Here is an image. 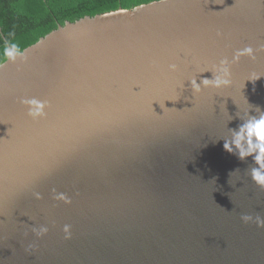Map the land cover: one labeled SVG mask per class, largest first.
Here are the masks:
<instances>
[{"label": "water", "instance_id": "obj_1", "mask_svg": "<svg viewBox=\"0 0 264 264\" xmlns=\"http://www.w3.org/2000/svg\"><path fill=\"white\" fill-rule=\"evenodd\" d=\"M262 45L264 0H156L66 21L0 66V264H264V227L240 220L264 218V190L222 139L246 101L264 111V76L246 80L264 52L228 88L189 81Z\"/></svg>", "mask_w": 264, "mask_h": 264}, {"label": "clouds", "instance_id": "obj_2", "mask_svg": "<svg viewBox=\"0 0 264 264\" xmlns=\"http://www.w3.org/2000/svg\"><path fill=\"white\" fill-rule=\"evenodd\" d=\"M220 32H217V36H221ZM264 52V45L253 48L252 46H246L242 49H238L233 52L231 59L227 57L221 58L218 63L213 64L210 68L201 71L212 73V79H201L200 83H197L196 78H192L190 86L192 93L199 94L202 89H222L228 88L232 84L231 79V66L241 59V57H247L251 61H255L257 54ZM25 55V49L21 46L20 42L16 40L14 33H9L7 38L0 40V66H3L5 62L16 64L17 61L23 64L27 61ZM169 72H176L177 65L175 63L168 65ZM264 74L250 73L247 81L255 82L260 79ZM246 101V100H245ZM20 103L27 108V116L36 120L45 116V109L48 107V102L39 100L37 98L21 99ZM247 108L243 110V115L237 112L236 115L242 121L238 125L237 129H229V137L223 139V149L229 154L236 155L239 160L244 161L246 158L251 157L254 166H251L247 170V175L251 181L261 190H264V111L259 106L253 107L246 101ZM161 107V106H160ZM252 110L255 114H249ZM232 119V117H231ZM230 119V120H231ZM239 169L229 173L230 179L238 173ZM54 199L63 202L64 204H70V198L64 193H56L55 189ZM34 196L39 200L40 194L34 193ZM240 220L245 223H254L258 228L264 227V218L260 215L243 214L240 216ZM36 238H40L48 232L46 226H40L39 228L32 229ZM64 239L71 238V226L65 224L62 228ZM35 248L34 244H29L26 251L31 252Z\"/></svg>", "mask_w": 264, "mask_h": 264}, {"label": "trees", "instance_id": "obj_3", "mask_svg": "<svg viewBox=\"0 0 264 264\" xmlns=\"http://www.w3.org/2000/svg\"><path fill=\"white\" fill-rule=\"evenodd\" d=\"M156 0H0V40L14 33L26 48L66 21Z\"/></svg>", "mask_w": 264, "mask_h": 264}]
</instances>
